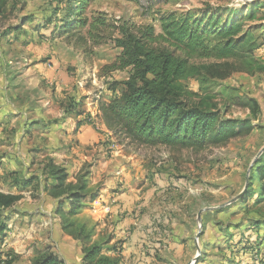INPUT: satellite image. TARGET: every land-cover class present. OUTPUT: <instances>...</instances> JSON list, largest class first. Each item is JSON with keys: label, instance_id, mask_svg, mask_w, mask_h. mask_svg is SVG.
Wrapping results in <instances>:
<instances>
[{"label": "rangeland", "instance_id": "374dc122", "mask_svg": "<svg viewBox=\"0 0 264 264\" xmlns=\"http://www.w3.org/2000/svg\"><path fill=\"white\" fill-rule=\"evenodd\" d=\"M69 1L7 0L0 12V55L10 85L13 79L17 88L72 89L69 95L65 93V97L68 96L64 100L65 115L67 109L71 110L67 116L72 119H77L76 113H83L82 121L87 122L98 139L96 144L86 148L89 159L75 178L77 181L78 176L89 174V192L96 194L97 199L88 205L96 203L100 195V190L91 188L94 176L91 174L96 170L92 168L108 163L109 171L103 169L100 176L106 181L115 172L120 174L117 177L121 181H112L115 192L126 190L125 182L141 188L149 198L148 215H158L161 219L159 230L173 231L179 239L191 237V243L174 264H190L196 257L194 264H264V224L261 228L249 229L248 223L249 220L264 223V182L253 175L264 161V0H89L78 17L68 15ZM253 6L258 7L256 18L245 21L244 28L254 34L256 47L248 53L253 62L246 60L253 67H248L245 60H229L240 71L233 72L227 79L199 75L183 82L192 102L205 99L216 105L227 119L250 120L253 126L250 134L234 138L223 146L180 148L142 146L108 131L100 106L111 99L114 83L124 88L122 84L129 72L114 68L122 52L115 43L121 37V25L127 23L136 30L153 26L160 34L163 19L172 13L210 11L228 22L242 18ZM77 19H87L88 25L54 32L53 29L59 30L66 20ZM191 62L200 66L223 61L196 58ZM30 67L35 69L32 76L36 82L25 75ZM43 96L50 97L51 90L47 94L40 93V97ZM253 102L259 104L257 113L252 111ZM58 109L54 104L51 114L57 116ZM71 118L55 129L54 138L61 139L58 136L67 131L76 135L81 127ZM64 146L71 148V143ZM56 160L64 164L71 161L62 154L57 155ZM246 193L254 197L243 201ZM16 208L17 211L12 208L3 213L4 217L12 219L6 221V236L0 250L9 242L15 223L21 224L14 220V213L25 215L28 212L24 210L29 208L30 219L22 221L28 225L40 211L25 205ZM103 208L106 214H102L100 220L110 214ZM82 211L72 217V221L77 225L85 224L90 230L93 221L85 219ZM39 222L34 228L44 227ZM237 226L241 229H236ZM245 233L251 243L258 240L259 253L238 257L235 250L241 246V236ZM198 234V243L193 242ZM15 257L13 264H27L19 256Z\"/></svg>", "mask_w": 264, "mask_h": 264}, {"label": "trees", "instance_id": "16d2710c", "mask_svg": "<svg viewBox=\"0 0 264 264\" xmlns=\"http://www.w3.org/2000/svg\"><path fill=\"white\" fill-rule=\"evenodd\" d=\"M6 1L0 0V12ZM69 3L68 15L78 17L89 0H70ZM257 10L258 7L253 6L242 18L228 22L210 11L201 14L172 13L163 19L160 34L153 26L136 30L127 23L121 25V37L115 43L122 52L114 68L129 72L122 84L124 88L120 89L114 83L111 99L100 106L108 131L142 146L180 148L218 147L250 134L253 130L250 120L227 119L216 105L205 99L192 102L183 82L199 75L227 79L233 72L240 71L229 60H245L248 67H253L246 60L253 62L248 53L256 47L254 34L244 28L245 21L256 18ZM87 21L66 20L59 30H53L61 32L79 25L86 26ZM196 58L223 62L197 66L191 62ZM258 110L259 104L253 102L252 111L257 113ZM68 111L71 110L67 109L66 116ZM82 115L81 112L76 113V117ZM84 124L88 125L80 121L77 127ZM253 175L264 182V161L260 162ZM43 176L46 178L44 191L58 201L56 213L61 217L64 233L81 243L83 263L121 264V253L117 247L94 242L93 230L72 221V217L97 199L96 194L89 192V174L78 176L75 183L70 182L69 168L57 165L51 159L43 168ZM252 197V194L246 193L242 200L248 201ZM19 200L20 196L0 192V244L7 231L8 217H4L3 213L12 209ZM66 206L68 210L64 209ZM248 223L249 229L261 228L264 224L256 220H249ZM236 229H241V226ZM247 233L241 236V248L236 247L238 257L259 253L258 240L253 245ZM15 258L12 252L0 250V264H13ZM32 264L65 263L51 248H46L36 253Z\"/></svg>", "mask_w": 264, "mask_h": 264}, {"label": "crops", "instance_id": "0c3cea01", "mask_svg": "<svg viewBox=\"0 0 264 264\" xmlns=\"http://www.w3.org/2000/svg\"><path fill=\"white\" fill-rule=\"evenodd\" d=\"M4 69V60L0 55V192L20 196L14 211L24 205L40 211L32 217V221L28 220L31 221L28 225L22 221L30 219L32 212L29 208L24 210V213L28 212L25 215L14 213V220L21 224L15 223V230L10 232L9 242L1 251H10L31 264L36 252L51 248L65 264H84L81 243L62 229L61 217L56 214L58 201L44 191L46 178L43 168L52 159L55 164L69 168L70 181L75 183L76 176L89 159L85 154L86 148L98 141L96 134L84 124L76 135L67 131L57 135L61 139L54 138L55 129L71 118L65 115L64 100L68 98L65 93L69 95L72 89L17 88L13 79L11 82L14 84L10 85ZM34 73L35 69L31 67L25 71V75L31 76V82L37 81L33 79ZM48 90H51L50 97H40V93L47 94ZM54 104L59 108L57 116L50 111ZM82 117L71 120L77 125ZM68 142L71 148H65ZM60 154L71 161L67 164L58 162L56 156ZM108 165L99 164L97 168H92L96 170L91 174L94 175L91 188L100 190V195L98 201L88 205L81 214L88 221H93L90 226V230L94 231L93 241L117 247L121 253V264H174V260L181 258L184 249L191 243V237L181 236L182 243L173 231L159 230L161 219L158 215H148L149 198L141 188L125 182L124 189H127L115 192V182L112 181H118L120 174L115 172L106 181L100 176L103 169L109 171ZM31 179L32 183L26 186L25 183ZM101 205L110 213L104 215L103 220H100L101 215L106 213ZM38 221L44 224L41 229L34 228ZM194 240H197L196 237Z\"/></svg>", "mask_w": 264, "mask_h": 264}, {"label": "water", "instance_id": "95a60500", "mask_svg": "<svg viewBox=\"0 0 264 264\" xmlns=\"http://www.w3.org/2000/svg\"><path fill=\"white\" fill-rule=\"evenodd\" d=\"M235 200H237V199H235ZM235 200H234V201H235ZM199 220H200V216H199ZM196 239H197V243H198V240H199V234L197 235V238H196ZM198 250H199V247H198ZM197 258H198V257H196L195 260H194L192 263H190V264H194V263H196Z\"/></svg>", "mask_w": 264, "mask_h": 264}]
</instances>
